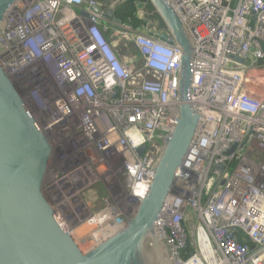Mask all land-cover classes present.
Returning a JSON list of instances; mask_svg holds the SVG:
<instances>
[{
  "label": "built area",
  "instance_id": "2783aa9c",
  "mask_svg": "<svg viewBox=\"0 0 264 264\" xmlns=\"http://www.w3.org/2000/svg\"><path fill=\"white\" fill-rule=\"evenodd\" d=\"M168 1L196 44L190 96L201 116L158 235L174 264H264V0ZM95 5L17 0L0 31V65L52 148L45 180L58 217L80 188L104 185L92 217L100 240L74 239L84 253L137 214L180 118V48L130 21L108 30ZM118 46L133 50L129 62Z\"/></svg>",
  "mask_w": 264,
  "mask_h": 264
},
{
  "label": "water",
  "instance_id": "95a60500",
  "mask_svg": "<svg viewBox=\"0 0 264 264\" xmlns=\"http://www.w3.org/2000/svg\"><path fill=\"white\" fill-rule=\"evenodd\" d=\"M16 1L0 0V31ZM127 1L112 0L106 6L99 1L90 11L103 13L107 29L122 31L115 25L122 24L115 10ZM147 4L152 13L144 15L146 4L136 2L137 18L148 26L142 33L182 51L180 118L174 133L162 141L155 177L137 214L122 232L89 253L80 250L42 195L52 148L0 65V264H174L171 246L160 239L157 222L201 116L193 110L190 96L196 44L168 0ZM80 14L91 17L87 11ZM153 16L158 17L156 22L150 19Z\"/></svg>",
  "mask_w": 264,
  "mask_h": 264
},
{
  "label": "rangeland",
  "instance_id": "374dc122",
  "mask_svg": "<svg viewBox=\"0 0 264 264\" xmlns=\"http://www.w3.org/2000/svg\"><path fill=\"white\" fill-rule=\"evenodd\" d=\"M120 49H122V46H120ZM125 52H127V50ZM59 150L56 149V152L58 154L56 153V157L53 160V162H57L59 158ZM98 158H100V155H98ZM101 169H102V166L97 165L94 167L93 170L95 173H97ZM92 184L91 186L87 188H80V191H79L80 202L75 201V202H72L73 205L68 206V209L64 211L67 213V217H58L61 223L65 226V228L74 229L75 227H79L85 224V222H87L94 215L98 214L104 208V205H105L104 199L106 198V192H105L104 185L101 183H96L93 185ZM42 195L45 201L48 203V205H50L52 209L56 210L53 205L54 204L53 201H51L50 203L49 181L44 182V187L42 189ZM57 198L58 197H52L51 199L55 200ZM70 210L73 211L72 216L69 215ZM77 210H78V213L81 214L80 217H74V213ZM54 212L56 213V211Z\"/></svg>",
  "mask_w": 264,
  "mask_h": 264
},
{
  "label": "trees",
  "instance_id": "16d2710c",
  "mask_svg": "<svg viewBox=\"0 0 264 264\" xmlns=\"http://www.w3.org/2000/svg\"><path fill=\"white\" fill-rule=\"evenodd\" d=\"M139 1L144 3L147 2V0H128L125 4L119 6L117 9L119 19H121L123 23H128L129 21H131L132 26L136 29L146 26V21L139 20L137 18L136 2ZM150 10H152V8ZM150 19L156 22L158 20V17L153 16ZM190 251L192 250L190 249ZM189 254L190 253L187 252L185 256L187 257Z\"/></svg>",
  "mask_w": 264,
  "mask_h": 264
},
{
  "label": "bare ground",
  "instance_id": "6f19581e",
  "mask_svg": "<svg viewBox=\"0 0 264 264\" xmlns=\"http://www.w3.org/2000/svg\"><path fill=\"white\" fill-rule=\"evenodd\" d=\"M45 181H47V180H45ZM96 219L97 218H93V219L90 218L88 220V221L92 220L90 223L87 221V222H85V224H83L79 227H75L74 229H70V231L72 232V236L76 240L77 243L82 245L85 240H94V242L100 240V238H101L100 233L97 232V230L95 228Z\"/></svg>",
  "mask_w": 264,
  "mask_h": 264
},
{
  "label": "flooded vegetation",
  "instance_id": "af4514ba",
  "mask_svg": "<svg viewBox=\"0 0 264 264\" xmlns=\"http://www.w3.org/2000/svg\"><path fill=\"white\" fill-rule=\"evenodd\" d=\"M86 1V0H85ZM94 1H96V3L97 2H103L104 4H105V6L106 5H110L111 4V2H112V0H94ZM125 4V3H124ZM145 4H146V7L144 8V15H148V14H150V13H152V10H150L151 9V7H150V5L149 4H147V2H145ZM117 9H118V7L116 8V10H115V15L119 18V16H118V13H117ZM104 12H105V9H104ZM104 21H106L105 20V18H104V15H103V17H102V19H101V24L104 26V27H106L107 28V26L105 25V22ZM122 21V20H121ZM131 22V21H130ZM123 23V22H122ZM109 30V29H108Z\"/></svg>",
  "mask_w": 264,
  "mask_h": 264
},
{
  "label": "crops",
  "instance_id": "0c3cea01",
  "mask_svg": "<svg viewBox=\"0 0 264 264\" xmlns=\"http://www.w3.org/2000/svg\"><path fill=\"white\" fill-rule=\"evenodd\" d=\"M109 37H111V36H109ZM124 47H122V49H120V46H118V50L121 52V53H123L124 55L126 54L127 55V58H126V60H127V62H129V60H131V58H133V50L131 49V48H127V49H125V51L127 50V52H123L124 51ZM129 59V60H128ZM138 61H140V59L138 58Z\"/></svg>",
  "mask_w": 264,
  "mask_h": 264
}]
</instances>
